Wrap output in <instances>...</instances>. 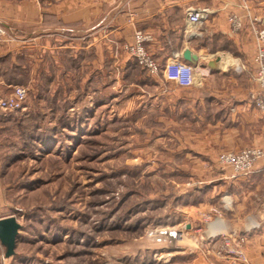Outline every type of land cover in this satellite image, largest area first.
Masks as SVG:
<instances>
[{
    "label": "rangeland",
    "instance_id": "1",
    "mask_svg": "<svg viewBox=\"0 0 264 264\" xmlns=\"http://www.w3.org/2000/svg\"><path fill=\"white\" fill-rule=\"evenodd\" d=\"M248 14L236 16L241 29L248 24L256 54ZM250 16L264 27L259 15ZM0 27L8 37L3 44L17 38ZM58 40L62 47H49L41 62L30 49L18 63L25 70L4 65L10 88L0 99L17 87L26 95L22 109H0V218L13 216L20 225L15 254L6 258L0 245V264H186L201 247L249 264L245 237L230 227L233 200L213 179L254 173L230 178V168L218 164L230 152L197 168L175 152L176 136L163 139L156 116L132 103L136 81L152 75L135 62L121 69L108 58L100 69L92 63L81 69V54ZM214 223L226 230L200 245ZM233 248L245 262L228 254Z\"/></svg>",
    "mask_w": 264,
    "mask_h": 264
},
{
    "label": "crops",
    "instance_id": "2",
    "mask_svg": "<svg viewBox=\"0 0 264 264\" xmlns=\"http://www.w3.org/2000/svg\"><path fill=\"white\" fill-rule=\"evenodd\" d=\"M189 8L205 9L208 15L199 24L188 25ZM245 11L259 15L264 23V0H0V24L17 37L0 44V93L10 88L5 63L25 70L18 63L30 49L34 63L41 62L49 47L52 51L62 47L59 37L66 40V49L81 54V69L88 70L91 63L100 69L107 58L127 69L134 61L122 45L136 30L143 31L151 37L145 47L161 69L171 60L183 59L196 75L187 88L167 81L161 72L141 76L132 103L152 112L162 127L159 136L170 140L175 135L179 145L175 152L194 159L199 168L202 160L215 159L221 152L263 144L264 113L250 101L257 91L255 42L247 23L233 34L228 22L230 15L243 16ZM213 180L225 183L233 200L230 227L245 237L249 264H264V158L247 179L227 180L221 174ZM210 229L200 245L226 230L219 223ZM186 264L233 263L201 247Z\"/></svg>",
    "mask_w": 264,
    "mask_h": 264
},
{
    "label": "built area",
    "instance_id": "3",
    "mask_svg": "<svg viewBox=\"0 0 264 264\" xmlns=\"http://www.w3.org/2000/svg\"><path fill=\"white\" fill-rule=\"evenodd\" d=\"M207 11L199 8H189L186 13L188 25L194 26L205 20ZM249 22L256 41L257 50L253 58V64L256 67V77L254 80L258 86V91L250 95L252 104L260 112H264V27L261 26L262 21L259 17H251ZM232 32H238L242 27V18L235 14L228 18ZM6 31L0 27V43L7 41ZM151 37L143 31L136 30L132 40L125 43L124 51L128 54L138 66L142 67L147 74L157 75L163 73L167 81L173 82L179 87H189L193 85L195 80L194 68L186 63L183 59H174L166 63L163 69L153 59L145 48V43L149 42ZM26 91L23 88H15L11 96L0 99V109L3 111H15L23 108ZM264 141V132H263ZM264 158V145L261 148H247L237 153H222L218 157V164L224 168H230V178L248 177L255 173L256 164ZM243 239H240L242 242ZM228 254L238 257L242 262L246 261L241 250L233 248L228 250Z\"/></svg>",
    "mask_w": 264,
    "mask_h": 264
},
{
    "label": "water",
    "instance_id": "4",
    "mask_svg": "<svg viewBox=\"0 0 264 264\" xmlns=\"http://www.w3.org/2000/svg\"><path fill=\"white\" fill-rule=\"evenodd\" d=\"M183 57L188 59L189 53L185 52ZM19 228L20 225L13 216L0 218V245L4 249V256L6 258L15 254V239H17L16 236Z\"/></svg>",
    "mask_w": 264,
    "mask_h": 264
},
{
    "label": "trees",
    "instance_id": "5",
    "mask_svg": "<svg viewBox=\"0 0 264 264\" xmlns=\"http://www.w3.org/2000/svg\"><path fill=\"white\" fill-rule=\"evenodd\" d=\"M12 67H13V66H12ZM8 71H9V69H8ZM14 71H17V70L14 69ZM19 71H20V70H19Z\"/></svg>",
    "mask_w": 264,
    "mask_h": 264
}]
</instances>
